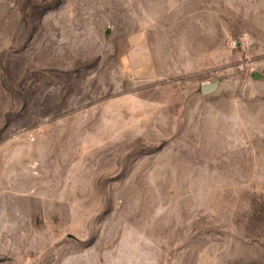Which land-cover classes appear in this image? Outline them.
I'll return each mask as SVG.
<instances>
[{"label":"rangeland","instance_id":"rangeland-1","mask_svg":"<svg viewBox=\"0 0 264 264\" xmlns=\"http://www.w3.org/2000/svg\"><path fill=\"white\" fill-rule=\"evenodd\" d=\"M0 264H264V0H0Z\"/></svg>","mask_w":264,"mask_h":264},{"label":"water","instance_id":"water-1","mask_svg":"<svg viewBox=\"0 0 264 264\" xmlns=\"http://www.w3.org/2000/svg\"><path fill=\"white\" fill-rule=\"evenodd\" d=\"M213 88H214V85L213 84H208V85L202 86V91L203 92L210 91Z\"/></svg>","mask_w":264,"mask_h":264},{"label":"crops","instance_id":"crops-1","mask_svg":"<svg viewBox=\"0 0 264 264\" xmlns=\"http://www.w3.org/2000/svg\"><path fill=\"white\" fill-rule=\"evenodd\" d=\"M1 1L8 2V0H1Z\"/></svg>","mask_w":264,"mask_h":264}]
</instances>
